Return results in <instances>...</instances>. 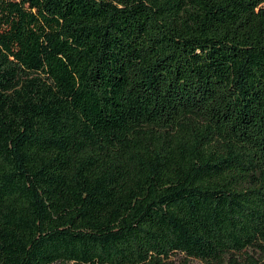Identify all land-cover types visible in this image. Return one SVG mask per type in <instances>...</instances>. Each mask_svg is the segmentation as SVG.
Wrapping results in <instances>:
<instances>
[{
    "label": "trees",
    "instance_id": "obj_1",
    "mask_svg": "<svg viewBox=\"0 0 264 264\" xmlns=\"http://www.w3.org/2000/svg\"><path fill=\"white\" fill-rule=\"evenodd\" d=\"M264 264V0H0V264Z\"/></svg>",
    "mask_w": 264,
    "mask_h": 264
},
{
    "label": "rangeland",
    "instance_id": "obj_2",
    "mask_svg": "<svg viewBox=\"0 0 264 264\" xmlns=\"http://www.w3.org/2000/svg\"><path fill=\"white\" fill-rule=\"evenodd\" d=\"M175 264H202L198 261L192 260V259H187L183 256H177L174 259Z\"/></svg>",
    "mask_w": 264,
    "mask_h": 264
}]
</instances>
